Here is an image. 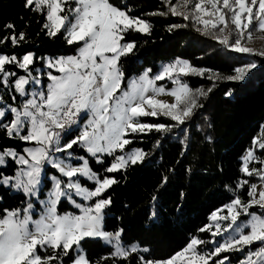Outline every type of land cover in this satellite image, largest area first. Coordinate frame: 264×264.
<instances>
[{
    "label": "snow or ice",
    "instance_id": "obj_1",
    "mask_svg": "<svg viewBox=\"0 0 264 264\" xmlns=\"http://www.w3.org/2000/svg\"><path fill=\"white\" fill-rule=\"evenodd\" d=\"M164 3L169 5L172 15L193 20L202 26L198 31L210 35L225 48L264 57V50L248 46L254 31L264 32V0H181L180 4L164 0ZM25 7L44 16L42 29L46 35H64L67 44L82 46L76 55L49 60L47 67L55 69L59 75L49 71L46 91L31 94L27 86L42 83L32 75L35 54L28 52L18 57L0 50V86L10 87L21 97L30 95L22 107L0 104V132L34 145L25 147L22 152L0 149V167L6 166L9 160L20 166L14 175L0 173V187L13 188L27 198L25 207L4 209L0 215V264H64L65 259L71 264H130L133 259L139 264H177L178 261L231 264L228 254L235 252H245L238 264H264V214L250 211L264 209V159L256 156L257 149L264 150L262 137L253 140L241 168L245 176L257 177L260 183L250 184L248 179H242L237 187L248 186L247 201L236 195L212 212L211 223L199 229L201 233H210L211 241L193 236L170 258L153 260L136 256L141 251L139 246H125L121 242L123 229L105 230V215L112 200L104 194L119 181L109 175L101 178L90 166L89 158L74 155L75 148L83 149L98 164H103L104 155L112 156L113 162L105 169L106 173L122 172L131 165L142 164L148 156L143 149L125 152L134 142L132 138L153 131L166 133L184 125L196 109L203 107L199 99L206 97L212 88L193 90L185 83L182 77L203 75L205 70L182 61L163 66L155 75H150L152 69L149 68L133 79L127 89L122 87L125 73L120 67L121 59L133 54L137 46L135 40H125V36L129 32L150 34L152 30L148 19L130 15L127 6H116L110 0H25ZM5 28L11 31L0 37V45L10 43L17 47L26 40V33H17L14 24H6ZM10 66L27 74L10 71ZM255 67L252 62L236 68V74L226 79L244 80ZM216 78L219 79V75ZM165 79L172 81L175 87L166 89L163 84L157 85ZM165 92L174 97V102L158 98ZM3 99L0 96V101ZM160 117L174 123L146 122L148 118ZM82 120L86 122L78 134L64 139ZM118 152L124 154L117 155ZM254 162L260 167L249 166ZM46 166L55 172L49 177L51 187L47 198L41 200ZM82 180L91 181L92 186H86ZM76 198L89 203H78ZM33 199L43 205L39 219H33ZM62 200L74 205L79 214H60L58 206ZM241 216L249 218L242 221ZM89 240H103L112 250L92 261L82 249ZM206 243L214 247L210 252L200 251V246ZM254 244L260 246L253 251ZM41 250L50 254L41 255ZM143 251L149 250L144 248Z\"/></svg>",
    "mask_w": 264,
    "mask_h": 264
},
{
    "label": "trees",
    "instance_id": "obj_2",
    "mask_svg": "<svg viewBox=\"0 0 264 264\" xmlns=\"http://www.w3.org/2000/svg\"><path fill=\"white\" fill-rule=\"evenodd\" d=\"M177 1L172 0V3ZM110 2L119 7L127 6L131 10L130 15L148 19L152 25L150 34L129 32L125 36V40H135L137 46L133 54L121 59L120 67L125 73L123 87L134 75L149 68L153 75L163 63L182 58L192 66L205 70L203 75L184 76L183 81L194 90L212 88L206 97L199 99L203 107L196 109L184 125L174 127L170 132L153 131L132 138L134 142L125 152L143 149L148 156L142 164L131 165L122 172L106 173L105 169L113 162L112 156L104 155L103 164H98L83 149L75 148L74 153L89 158L90 166L101 178L109 175L119 181L104 194L105 198L111 197L112 200L105 215V230L115 232L123 229L121 242L125 246L136 244L141 249L136 256L166 260L181 251L193 236L209 241L211 234L201 233L199 229L210 223L212 212L222 208L236 195L247 201L248 186L243 189L237 187L242 179H248L250 184L257 182L256 177L245 176L241 168L244 155L253 147V140L264 126V57L225 48L210 35L198 31L197 28L202 26L193 20L172 15L164 0ZM161 12L165 14L152 15ZM9 23L16 26L17 33L24 31L26 40L17 47L10 43L0 45V50L18 57L34 53L37 59L32 70L43 63L45 56L74 54L80 46L67 44L64 35H46L42 29L44 16L25 7V0H0V37L10 34L11 30L5 28ZM252 62L256 67L248 72L244 80L226 79L236 74V68ZM9 70L18 71L20 75L27 74L14 66H10ZM163 83L172 86L167 81ZM11 92L5 93L4 98L14 102L11 97L15 95L21 107L22 97L12 89ZM229 92L231 96L227 95ZM146 122L174 123L167 117L148 118ZM78 132L79 126L65 139H71ZM28 145L31 144L19 137L8 138L0 132V149L12 148L22 152ZM19 168L9 160L6 166L0 168V173L14 175ZM46 169L55 171L51 167ZM46 183L47 189L50 181ZM82 183L92 186V182L86 180ZM0 197V215L4 209L23 208L27 202L22 192L10 187H0ZM66 211L78 212L69 201L62 200L58 212L62 214ZM250 211L264 214L261 208ZM208 245L210 243L200 248ZM144 248L149 251L144 252ZM82 249L89 259L96 261L107 255L112 246L103 240H89L82 245ZM40 254L50 253L41 250ZM228 255L231 264H238L245 252ZM64 264H71V261L65 259ZM130 264L139 262L133 259Z\"/></svg>",
    "mask_w": 264,
    "mask_h": 264
},
{
    "label": "rangeland",
    "instance_id": "obj_3",
    "mask_svg": "<svg viewBox=\"0 0 264 264\" xmlns=\"http://www.w3.org/2000/svg\"><path fill=\"white\" fill-rule=\"evenodd\" d=\"M181 3V0H178L175 4H180ZM74 6V5H73ZM80 46H82V45H80ZM79 46V47H80ZM248 46H250V47H253V48H255V49H257V50H264V32H257V31H254L253 32V38H252V40L251 41H248ZM79 49V48H78ZM78 49H77V51H76V53H74V54H69V55H60V56H49V55H47V56H45L44 58H42V61H43V63L40 65V66H37V67H35L34 68V70H32V75H34V76H37L40 80H41V85H35V84H31V85H29V86H27L28 87V91H29V94H31V92H33V91H36V92H39V91H41V90H45L46 91V85L48 84V83H50V81H49V79H48V76H47V73L49 72V71H51V72H53V74H56V75H59V73L55 70V69H50V68H48L47 67V62L49 61V60H55V59H57V58H59V57H61V56H64V57H66V56H70V55H76L77 53H78ZM176 61H182V62H187L188 64H190L189 63V61H187V60H185V59H182V58H177V59H174V60H172V61H170V62H166V63H163V66H165V65H168V64H174ZM191 65V64H190ZM162 66V67H163ZM192 66V65H191ZM162 67H161V69L159 70V71H161L162 70ZM192 67H194V66H192ZM194 68H196V67H194ZM197 69H199V68H197ZM158 71V72H159ZM157 72V73H158ZM143 73H141V74H139V75H134V76H132L128 81H127V85H126V87H124L125 89H127V87H128V85L130 84V82L133 80V79H136V78H138L140 75H142ZM156 74V73H155ZM155 74H153V75H155ZM150 75H152V74H150ZM165 82L167 81V83H169V84H171L172 86L171 87H168L167 86V84L166 83H163V81H158L157 82V85L159 86L160 84H163L164 85V87L166 88V89H171V88H173V87H175V85L172 83V81H170V80H167V79H165L164 80ZM186 83V82H185ZM122 87H123V85H122ZM194 90V89H193ZM10 92V93H12L11 92V88L9 87V88H4L3 86L2 87H0V96H3L5 93H7V92ZM4 97V96H3ZM28 98H30V95L28 96V97H22V105H23V103L25 102V100L26 99H28ZM158 98H160V99H164V100H166V101H168V102H174V97H171L170 95H168L167 94V92H165L163 95H161L160 97H158ZM14 102H10V101H8V100H6L5 98L3 99V101H0V104H3V105H8V104H11L12 106H15V107H20V105L16 102V100H13ZM22 105H21V107H22ZM84 122H86V120H84L82 123H81V125H79V128L82 126V124L84 123ZM257 137H262V138H264V126H263V128H262V130L259 132V134L257 135ZM256 137V138H257ZM34 145L33 144H31V145H28V146H26V147H33ZM121 154H124V153H121ZM247 154V153H246ZM245 154V155H246ZM264 154V150H260V152H256V156L257 157H260V158H262V159H264V156H262ZM57 155H59V154H57ZM74 155L76 156V157H79V156H83V155H80V154H76V153H74ZM117 155H120V154H117ZM244 155V156H245ZM79 161H74V163H78ZM250 167H253V166H255V167H260V165L259 164H257V163H252V164H250L249 165ZM46 167H50V166H46ZM1 168V167H0ZM54 172L55 171H50V170H47L46 169V175H44V176H42V185H41V189H42V195L39 197V199H41V200H44V199H46L47 198V193H48V191L50 190V187H51V180L49 179V177L52 175V174H54ZM257 178V177H256ZM47 180H49L50 181V186L46 189V187H45V185L47 184L46 182H47ZM89 182H91V181H89ZM257 184H259L260 183V181H259V179L257 178V182H256ZM77 199V202L78 203H82V204H86V203H89V202H87V201H83L82 199H80V198H76ZM33 205H34V207H33V210H32V215H33V219H39V217H40V215L43 213V205L42 204H39L38 202H37V200L36 199H33ZM26 206V205H25ZM74 206V205H73ZM77 211L78 212H76V214H79V210L77 209ZM68 212H71V211H66V212H63L62 214H64V213H68ZM72 213H75V212H72ZM246 217L245 216H241V220L242 221H247V219H245ZM210 223H211V221H210ZM214 230V229H213ZM226 236H227V234H226ZM211 239H212V237H211ZM211 239H209V241H211ZM217 239L218 240H222L223 238H220V237H217ZM106 243V242H105ZM107 244V243H106ZM206 244H208V243H206ZM133 245H136V244H133ZM126 246H131V245H126ZM202 246V245H201ZM260 245L258 244L257 245V247L256 248H252V250L254 251V250H256L258 247H259ZM214 247V245H208L207 247H204V248H200V251H202V252H210L211 251V249ZM253 247V246H252ZM84 252V251H83ZM85 253V252H84ZM77 254V253H76ZM177 264H182V262H180V261H178L177 262Z\"/></svg>",
    "mask_w": 264,
    "mask_h": 264
},
{
    "label": "built area",
    "instance_id": "obj_4",
    "mask_svg": "<svg viewBox=\"0 0 264 264\" xmlns=\"http://www.w3.org/2000/svg\"><path fill=\"white\" fill-rule=\"evenodd\" d=\"M78 126H79V125H74V126L72 127V129L70 130V133H71L73 130H75ZM64 139H65V138H64ZM64 139H62V143L64 142Z\"/></svg>",
    "mask_w": 264,
    "mask_h": 264
},
{
    "label": "crops",
    "instance_id": "obj_5",
    "mask_svg": "<svg viewBox=\"0 0 264 264\" xmlns=\"http://www.w3.org/2000/svg\"><path fill=\"white\" fill-rule=\"evenodd\" d=\"M23 106V105H22Z\"/></svg>",
    "mask_w": 264,
    "mask_h": 264
}]
</instances>
